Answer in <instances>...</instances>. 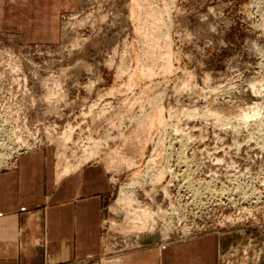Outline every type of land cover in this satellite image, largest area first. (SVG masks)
<instances>
[{
	"label": "rangeland",
	"instance_id": "1",
	"mask_svg": "<svg viewBox=\"0 0 264 264\" xmlns=\"http://www.w3.org/2000/svg\"><path fill=\"white\" fill-rule=\"evenodd\" d=\"M149 2L72 0L50 36L0 30V166L40 147L60 167L104 163L108 264L138 242L212 232L222 264H264V0ZM126 189L152 230L128 226Z\"/></svg>",
	"mask_w": 264,
	"mask_h": 264
},
{
	"label": "crops",
	"instance_id": "2",
	"mask_svg": "<svg viewBox=\"0 0 264 264\" xmlns=\"http://www.w3.org/2000/svg\"><path fill=\"white\" fill-rule=\"evenodd\" d=\"M71 2L0 0V30L45 38ZM111 184L100 161L63 172L52 148L18 153L0 166V264H108L102 253ZM221 236L195 234L159 245L149 239L119 253L123 264H222Z\"/></svg>",
	"mask_w": 264,
	"mask_h": 264
},
{
	"label": "bare ground",
	"instance_id": "3",
	"mask_svg": "<svg viewBox=\"0 0 264 264\" xmlns=\"http://www.w3.org/2000/svg\"><path fill=\"white\" fill-rule=\"evenodd\" d=\"M146 2H147L146 12L150 13V11H151L150 9L152 6H151L149 0H146ZM137 9L139 11V14L138 13L137 14L139 17H141V15H140L141 12H140L139 8H137ZM134 11L135 10H133V12ZM145 30L146 31L144 32V35L147 37V43H146V45H144V47L142 49V54L144 56H146V58L149 59L152 57V28L151 29H145ZM148 64L147 65L144 64V66H140L141 68L138 70V72H139L140 76H142V78L139 79V76H137L138 78H136V79L141 80V79H144L145 76L152 75V69L150 67L151 65H148ZM181 144H183V143L181 142ZM65 158H66V155H65ZM122 160L129 163V164L134 163V160L131 157H127V158L124 157V158H122ZM60 164H61V168H62L63 172L72 170V169L80 166V163L73 165L72 162H70L68 160V158L65 159V161H62ZM149 167H152V166H149ZM147 170H148V172L151 171V175L149 174L150 176L148 178L150 180V182H152V179H154V182L155 181L159 182V180H161L166 174V168H163V167L155 169V171H153V173H152V169H147ZM138 173H139L138 171H135V174H138ZM145 174H146V172H145ZM135 183H140V180L137 179V181H135ZM121 198H124V212L126 215L125 217L128 219L127 221H129L128 226L134 227L135 230H137L138 232H141V231L148 229V228H149V230H152L154 228L155 223L152 222V210H151V208L149 206H143L142 207L139 200L134 197L133 191H130L128 189L124 190L121 193ZM140 207H142V208H140Z\"/></svg>",
	"mask_w": 264,
	"mask_h": 264
},
{
	"label": "built area",
	"instance_id": "4",
	"mask_svg": "<svg viewBox=\"0 0 264 264\" xmlns=\"http://www.w3.org/2000/svg\"><path fill=\"white\" fill-rule=\"evenodd\" d=\"M117 264H119V262H117Z\"/></svg>",
	"mask_w": 264,
	"mask_h": 264
}]
</instances>
